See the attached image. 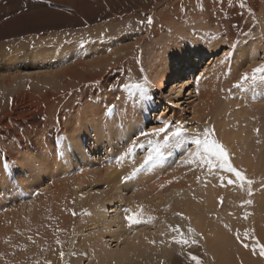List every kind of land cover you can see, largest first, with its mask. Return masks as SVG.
I'll return each instance as SVG.
<instances>
[{
	"label": "rangeland",
	"instance_id": "obj_1",
	"mask_svg": "<svg viewBox=\"0 0 264 264\" xmlns=\"http://www.w3.org/2000/svg\"><path fill=\"white\" fill-rule=\"evenodd\" d=\"M70 1H74L73 7ZM124 1L122 15L100 12L85 19L88 7L102 4V0H0V230L11 226L7 233L0 232V264H98L90 240L102 232L109 244L113 242L111 246L116 235L121 240L135 232L167 234L164 243L157 242L149 249L148 257L136 259L138 264H172L173 259L193 251L203 264H220L207 244L213 241L222 215L228 218L225 224L232 234L236 232L234 238L240 235L236 244L242 241L238 251L247 256V264H264L260 254L264 245V164L251 167L243 154L247 149L260 153L256 140L264 124V74L242 87L234 86L242 73L264 64V0H258L255 10L245 4L247 0ZM66 13L74 17L84 14L85 20L58 27ZM40 19L54 26L37 32ZM17 26L24 30L10 32ZM203 28L213 42L220 39L213 43L218 44L216 50L189 49L190 57L180 59L182 68L172 65L161 73L179 70L182 74L163 86V78L154 85L149 70L155 52L173 43L177 53L187 48L189 40L198 38L194 35ZM189 33L194 37L188 38ZM120 34L127 37L112 45V50L134 45L127 51L130 58L119 64L124 53L114 55L115 61L101 77L76 90L63 93L74 84L62 90L55 79L66 60L59 66L50 56L48 63L31 59L48 39L92 43L104 35L113 40ZM24 43V48L19 47ZM85 46L87 53L93 52L92 44ZM226 53H231L227 59ZM90 57L92 54L84 61L88 63ZM18 58L25 61L8 62ZM66 81L69 83V77ZM240 92L254 100L238 103ZM74 120L88 122L82 127L88 129L87 135L77 142V156L64 151L63 144L66 134H75ZM165 125L166 133L180 125L181 136L165 141L166 133L139 135ZM95 127L99 133L92 130ZM232 128L236 132L229 139ZM205 129L208 139L222 144L230 163L245 176L242 185L228 184L229 178L235 179L234 173L219 167L209 169L196 155L194 140H203ZM228 139L229 146L224 144ZM134 140L138 143L133 153L117 163L116 158ZM157 146H161V155L152 152ZM150 152L153 159L145 164ZM207 181L214 185L219 181L213 193L205 189ZM175 192L178 200L172 196ZM101 201L104 215L100 213L96 222L92 216H97L94 210ZM178 201L183 202L180 207ZM39 210L45 212L43 221L15 228L14 216L28 217L27 223ZM137 212L141 222L130 224L125 217ZM203 215L210 221L197 229L192 220Z\"/></svg>",
	"mask_w": 264,
	"mask_h": 264
},
{
	"label": "bare ground",
	"instance_id": "obj_2",
	"mask_svg": "<svg viewBox=\"0 0 264 264\" xmlns=\"http://www.w3.org/2000/svg\"><path fill=\"white\" fill-rule=\"evenodd\" d=\"M68 4L72 5V7H73L74 1H70ZM126 4L127 3L124 0H112V1L111 0H102V4H94V3L91 4L88 7L87 12L84 11L87 13L86 15H84V14L80 15L79 14L80 16L74 17V15L72 16V15H69L68 13L62 14L63 16H65V19L63 20V18H61L62 19L61 22L58 21L57 25H58V27L61 26V28L67 27L73 23L80 22L84 18L88 19L87 18L88 16L95 17V16L99 15L100 12H102V14H105V13L106 14H114V15L117 14L119 16L120 13L122 15V11L124 10V7H125L124 5H126ZM245 4L249 5L253 10H255L256 9L255 6H258V0H247ZM137 5H139V3ZM141 6H143V5H141ZM240 6H241V4H240ZM72 7H70V8H72ZM131 10H132V8H131ZM131 13H133V12H131ZM83 15H84V18H83ZM38 23L39 24H36L37 32L40 30L45 32L48 30L49 27L51 29V26H54V25H52V22H49V21L45 22V20H43V19H40V21ZM19 30H24V28H22L21 26H17V29L10 30V32L19 31ZM202 30L204 32L199 31L197 33V35H194L193 33H189L188 38H192L194 36H196L198 38H194V39L189 40L188 41L189 44L186 45L187 48H183V50L179 49V51L177 53H174V50H175L174 48H176L177 45H174L173 43H172V45H170V43H169L168 44V46L170 45L169 47H166V48L164 47V48H162V50L155 52V54L153 55L154 57L151 60V66H150V70H149L150 79L154 85L163 78L162 82H160L161 86H163L164 83L167 82V80H169L172 77L179 75L181 73V71H179V70H174V71H170L168 73H165L164 75L161 74L163 71H167L169 68H171L172 65L173 66H179L182 68L183 66L180 65L181 64L180 59H182V60L186 59L187 60L190 57L191 53L189 52V49H193V50H196L198 52L202 51V50H209L211 52H214L216 50V48L218 47V44H213V43H217L220 39L217 38L213 42V39H211L210 36L208 35L209 32L206 30V28L205 29L203 28ZM117 34H119V33H117ZM125 37H127V34H122L121 36H117L116 38H113V40L110 37V39H111L110 40L106 37V35H104V36L100 37V39H94L95 41H92V43L83 42L79 39H76L73 41H66V40L63 41L60 39L59 40H53L54 38L51 40L48 39V41H44V42L39 41V42H43L40 46L37 47V49H38L37 52H39V50H40V53L36 52L37 55H36V53H34V55L31 59H32V61L37 60L41 63H46V62L48 63L50 60H48L47 58L50 56L49 59L55 58L56 64H59V66L62 62H64V60H66L67 63L64 66H61V68H59L58 72H56V74H55V79H57L59 81L58 84H59V87L62 88V90L65 88L66 85L69 86L70 83L74 84V87H70V86L68 87L67 86L68 88L63 91V93H64V92L70 91L71 89L76 90L78 88L77 86L88 84L90 82L97 80L99 77H101L104 70L113 61H115L116 56H114V55H117L118 53H124L123 54L124 56L119 59V62H118L119 64L122 61L121 59L127 60L128 58H130L128 56L129 52H127V51L133 50V48L135 47L134 45H130L129 47L124 46V45H120L116 49L112 50V45L120 43ZM38 40H40V39H38ZM26 44L27 43H24V44H22V46H19V45L18 46L24 48L26 46ZM85 44L90 45V46L92 44L93 52L87 53L85 51L86 50ZM81 46L85 47L83 49V51H79ZM14 48H15L14 50L17 49V47H14ZM51 49H55V50L51 51ZM113 51H117V53L111 54ZM58 52H60V54L63 55L64 57L59 56ZM103 52H108V53L103 55ZM88 54H92V57L89 58L91 60L88 61V63H87L86 61H84V59ZM67 55H68V57H67ZM213 55L214 54H211V56H213ZM93 56H94V58H93ZM8 58H9V56L7 57V59ZM24 61H25V58H18L17 61L9 60L8 62L9 63H15V62H24ZM93 66H97V67H101V68L96 69V70H92L91 67H93ZM66 77H69V79H70L69 83H67ZM41 79L47 80L48 78H41ZM60 79H62V80L60 81ZM62 90H61V92H62ZM238 98L240 101H237V102L240 104L247 102V100H250V101L254 100V96H252L250 94H245L244 92L241 93V95L239 94ZM234 102H236V101H233V104H234ZM147 103H149V102H145L146 105H147ZM141 115L143 117L145 116V114L144 115L141 114ZM250 119L253 120L252 118H250ZM261 119L264 121V115ZM74 124H76L75 134H73V135L66 134L63 137V144L65 146L64 151H66V150L70 151L74 156H77L80 154V149H79V145L77 142L79 141V139H83L87 135L86 133H87L88 129L82 128V127L87 125L88 122L84 121V122L80 123V122L74 120ZM254 128H255V126L253 127L252 131L254 130ZM92 130H94V131L97 130L98 133L100 132L97 129V127H95ZM235 132H236L235 128H232L230 130V132L227 134V136H229V139H230L231 135L234 134ZM96 135L97 134L94 132V136H96ZM47 138L48 137H46V140H47ZM97 139L99 140L98 136H97ZM229 139L227 141L225 140V143H224L227 146L230 145ZM50 140L51 139L47 140V142L51 143ZM69 142H71L70 146H69ZM256 145L258 146V148L260 150L259 154L256 155L254 152L250 151L249 149L245 150L243 153L246 164L250 165L251 167H256L261 163L264 164V124H263V127L261 128V130L257 136ZM254 157L256 158V160H254ZM260 170H262V169H260ZM140 172H142V171H140ZM218 178H219V176H217L214 179V181ZM5 179H6V177L4 178V180ZM214 181H212L211 183H210V181H207V183H206L205 189L208 190L209 194L213 193L214 186L219 185V181L215 182L216 185L213 184ZM52 196H56V194H53ZM172 196H174L177 200L179 198V195H176V192L172 193ZM162 201L160 200L159 203L161 204ZM182 203L183 202L178 201L177 206L180 207L182 205ZM46 205H50V203H46ZM208 205H209V202L206 203V207H208ZM53 208H51V209H53ZM81 208H82V203L81 202L77 203V209L80 210ZM103 208H104V201H101V202H99L98 208L96 210H94V214H97V216H92L93 221L98 222V218H99L98 215L103 211ZM44 210L45 209H43L41 211H44ZM47 210H45V211H47ZM41 211L40 210L37 211V216L34 217L35 219L34 218H33L34 220L31 219L27 223H26V221L28 220V217H26L24 215L14 216L15 222L17 221L16 222L17 224L15 223L16 224L15 228L17 227L19 230V228L21 226H26L27 224L28 225L34 224L36 221H43V219H44L43 215L45 212L43 213ZM101 215H104V214L101 213ZM103 218H104L103 221L106 223V225H110L109 223H111V222L109 220H107L105 217H103ZM227 219L228 218H226L223 215L218 218V220L220 222H218V225H217L216 230L214 232V236L212 237L213 241H211L210 243L207 244L208 247L210 248L209 252H212V256L215 259L218 258V262L220 264H240L241 262H242V264H247V262H248L247 256L242 255V253L239 252L241 250L240 244H242V241L239 240L240 242L238 243V245L236 244L238 239L236 240L233 236L236 234V232L234 234H232V232H231L232 229H231V231L229 229L230 226L228 225L229 227H227V224H225ZM207 220L210 221L208 219V217H206V215H203L202 219L200 218L199 220H192V222H193L194 226L197 229H199L200 225L203 226L202 223L206 224ZM98 226H103V224L100 225L98 223ZM7 227L5 229L0 230L2 235L5 232L7 233L8 229H11L10 224H9V228H7ZM244 228H247V227H244ZM244 228H243V230H245ZM238 230L239 229H237V232H238ZM240 234H242V233H240ZM10 236H11L10 239H12V235H10ZM100 236L103 239H101ZM105 237H106L105 232L104 233L102 232L101 235L98 234L97 237L93 236V237H91V240H90L92 242L91 247H92V250H93L95 257L98 260V264H138L136 259L139 258L141 255L148 257L150 255L149 249L157 242L158 243L159 242L164 243L166 240L167 234H164L162 232H157L155 234L147 235L144 232H142V233L141 232H135L133 235L128 236L127 239H121V240H119V238H118L119 235H116L115 238L113 239L114 243H115L114 246H111V243H113V242H111L109 244L108 240H106ZM262 238L264 239V234H263ZM236 251H238V253L235 254ZM193 255L199 258L201 264L204 263L202 258L199 256L198 252L193 251V252H190L188 254L183 255L181 258L173 259L172 264H179V263H181V264H196V262L191 259V256H193ZM222 255H224V256H222Z\"/></svg>",
	"mask_w": 264,
	"mask_h": 264
},
{
	"label": "snow or ice",
	"instance_id": "obj_3",
	"mask_svg": "<svg viewBox=\"0 0 264 264\" xmlns=\"http://www.w3.org/2000/svg\"><path fill=\"white\" fill-rule=\"evenodd\" d=\"M149 24L152 23V19L149 18L147 21ZM231 55V53H226L225 54V59L228 58V56ZM223 62V61H222ZM259 74H264V64H260L257 67L253 68L251 70V73L249 72H244L241 74L239 82H237L235 87H242L244 86V83L248 81L249 79L255 80L256 77ZM136 87H141L140 85H137ZM166 128L165 127H154L152 128L149 132H140L139 135L141 137H148V136H157L159 137L161 133H166ZM183 129L180 125H177L176 129L171 132H167L166 135L164 136V140L168 141L171 137H180ZM214 131V130H213ZM208 130L205 129L204 132V139L201 140L200 138H196L194 140V143L197 147V153L196 155L199 156L200 161L204 162L207 164L209 169H214L216 167H219L220 169H226L229 173H234L235 174V179L229 178L227 180L228 184H235L237 182H240L241 185L245 181V176L241 173V171L237 170L229 161L228 154L226 153V150L222 144H220L218 141L215 140H210L208 139ZM137 141H133L132 145L127 148V150L119 157L116 158L117 163H121L128 155L132 154L135 147L137 146ZM152 142L149 141V144ZM140 147H143L141 144ZM152 152H155L157 155H161V146H157L152 149ZM152 152L149 153V155L145 158L144 163H148V161H151L153 159ZM199 163V161H197ZM221 182L222 184L224 183V178L221 177ZM248 184L253 183L251 180H247ZM222 203V198L221 201ZM248 203H251V201H248ZM130 209H125V212H130ZM75 214V212H73ZM126 220L129 221L130 224H138L141 222V213L137 212L131 215H127L125 217ZM245 235H250V233L246 232ZM239 239V236H238ZM181 243H188L187 240H181ZM195 243V241H192ZM59 243V241H57ZM245 247H248L249 245L245 244ZM253 251H255V246H253ZM260 254L264 255V245L261 246L260 248ZM61 257H63L64 253H60ZM191 259L196 262V264H201L200 260L196 256H191Z\"/></svg>",
	"mask_w": 264,
	"mask_h": 264
}]
</instances>
